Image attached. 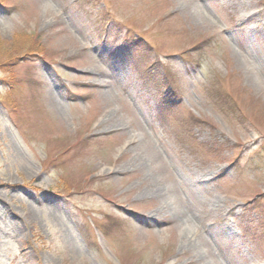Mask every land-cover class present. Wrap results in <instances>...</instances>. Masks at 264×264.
Listing matches in <instances>:
<instances>
[{"label":"rangeland","instance_id":"rangeland-1","mask_svg":"<svg viewBox=\"0 0 264 264\" xmlns=\"http://www.w3.org/2000/svg\"><path fill=\"white\" fill-rule=\"evenodd\" d=\"M36 39L0 264H264V0H0V53Z\"/></svg>","mask_w":264,"mask_h":264},{"label":"trees","instance_id":"trees-1","mask_svg":"<svg viewBox=\"0 0 264 264\" xmlns=\"http://www.w3.org/2000/svg\"><path fill=\"white\" fill-rule=\"evenodd\" d=\"M42 47V39H36V42L15 48L14 50L7 52V54L2 52L0 53V71H2L0 74V80L5 85V101L9 103V105L15 104L13 102V96L20 87L22 89V87L25 85L24 79L22 80L17 76L15 67L19 66L22 60L26 59L27 61L31 55L40 53ZM33 49L39 50L37 51L38 53L34 52ZM40 57L45 58L44 55H40ZM38 82L39 80L36 76V73L32 71V79L28 81V84L32 85L35 90H39ZM21 89H19V91H21ZM18 101L19 99H17L15 102ZM84 190L85 189H83V191Z\"/></svg>","mask_w":264,"mask_h":264}]
</instances>
